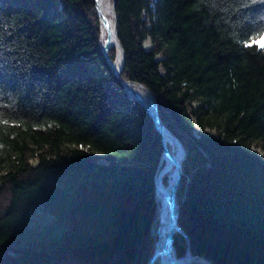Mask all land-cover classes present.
Masks as SVG:
<instances>
[{
    "label": "trees",
    "instance_id": "16d2710c",
    "mask_svg": "<svg viewBox=\"0 0 264 264\" xmlns=\"http://www.w3.org/2000/svg\"><path fill=\"white\" fill-rule=\"evenodd\" d=\"M112 1L120 76L185 149L176 255L264 264V0ZM162 152L95 0H0V264H147Z\"/></svg>",
    "mask_w": 264,
    "mask_h": 264
},
{
    "label": "bare ground",
    "instance_id": "6f19581e",
    "mask_svg": "<svg viewBox=\"0 0 264 264\" xmlns=\"http://www.w3.org/2000/svg\"><path fill=\"white\" fill-rule=\"evenodd\" d=\"M96 5L99 15H102L107 19V22H104L103 20L100 22L101 41L102 43H107L109 48L115 46L116 55L112 61L113 66L116 70H118L121 65L122 54L116 39L111 0H96ZM125 86L127 91L139 99L146 107L151 110L154 109L152 98L145 88L134 82H126ZM162 134L168 147L169 154L163 156L161 166L157 170L154 177L156 197L158 200L156 217L157 224L154 227L157 239L153 254L150 257L151 259L149 258V264L168 263L172 258L177 256L175 255L176 252L173 247V236L174 233L178 231L176 230V226L178 224L176 216L177 203L176 195L174 197L171 196V190L177 179L178 164H181L183 159V149L177 139L167 128L163 129ZM166 244L167 250L164 248ZM184 256V259L188 262L202 258L200 256H191L186 254Z\"/></svg>",
    "mask_w": 264,
    "mask_h": 264
},
{
    "label": "water",
    "instance_id": "95a60500",
    "mask_svg": "<svg viewBox=\"0 0 264 264\" xmlns=\"http://www.w3.org/2000/svg\"><path fill=\"white\" fill-rule=\"evenodd\" d=\"M96 9H97V5H96ZM97 14H98L100 20H103L104 22H107V21H106L107 19H106L104 16L99 15L98 11H97ZM113 15H114V18H115L114 10H113ZM114 28H115V34H116L117 43H118V45H119V47H120L121 54H122L121 65H120V67H119L118 70L115 69V67L113 66V61L111 60L110 56L108 55V48H109V45H107V43H104V44L102 45V50H103V53H104V55L106 56V58H107L109 64L111 65L112 69L114 70L115 74L118 76V78H119L120 81L122 82V84H123L125 90L127 91V88H126V86H125V83H126V82H131V81L124 80V79L120 76V73H121L122 68H123V65H124V52H123L122 46H121V44H120V42H119V40H118V38H117V33H116L117 24H116V20H114ZM133 82L136 83L137 85H139V86L145 88V90L149 93V95H150L151 98H152L153 105H154V109H153V110H151L150 108L146 107V106H145V105H144L139 99H137L135 96H133L132 94H130V93L127 91V94H128L132 99L137 100L139 103H141V104L143 105V107L148 111V113L153 117V120H154V123H155L157 129H158V131H159V132L161 133V135H162L163 154H162V157H161V158H163L164 155L169 154L168 147H167V145H166V143H165V140H164V138H163V134H162L163 129H165L166 127H165L164 123L162 122V120H161V118H160V116H159L158 109H157V105H156V103H155V99H154V95H153V93L151 92V90H150L147 86H145L144 84H142V83H140V82H137V81H133ZM168 130H169V129H168ZM169 131H170V130H169ZM170 132H171V131H170ZM171 133H172V132H171ZM172 134H173V133H172ZM173 136H174V137L177 139V141L180 143V145H181V147H182V149H183V156H184V154H185L184 147L182 146L180 140H179L175 135H173ZM161 162H162V159H161ZM180 174H181V164H178V167H177V179H176V182H175V184L173 185V188H172V190H171V196H172V197L175 196V191H176V188H177V185H178V181H179ZM174 199H175V198H174ZM175 205H176V203H175ZM176 207H177V208H176V216H178V206H176ZM176 230H180V231H181V228L179 227L178 224H177V226H176ZM166 246H167V244L165 245L164 248L167 250V247H166ZM175 255H176V254H175ZM186 255H191V256H193L189 251H187ZM184 258H185L184 255H183V256H175V258H172L168 263H161V264H196V263H194V262H201V263H205V264H213V263H211L209 260H207V259H205V258H203V257L200 258V259H198V260H194V261H190V262L186 261ZM150 259H151V258H150ZM150 259H149V261H148L147 264H149ZM34 264H43V263H34Z\"/></svg>",
    "mask_w": 264,
    "mask_h": 264
},
{
    "label": "rangeland",
    "instance_id": "374dc122",
    "mask_svg": "<svg viewBox=\"0 0 264 264\" xmlns=\"http://www.w3.org/2000/svg\"><path fill=\"white\" fill-rule=\"evenodd\" d=\"M111 5H112V11L114 10V3H113V1L111 0ZM95 8H96V0H95ZM96 13H97V9H96ZM114 13H115V10H114ZM97 16H98V14H97ZM98 18H99V16H98ZM113 18H114V15H113ZM114 20H116V16H115V18H114ZM99 21L101 22V20H100V18H99ZM117 30V29H116ZM259 41H260V38L257 40V43L259 44ZM102 42V41H101ZM104 43H102V45H103ZM145 45L146 46H149L150 45V41L149 40H147L146 42H145ZM114 47V49H115V55H116V48H115V46H113ZM112 60V59H111ZM131 82H133V81H131ZM127 92V91H126ZM154 99H155V97H154ZM137 101V100H136ZM155 103H156V101H155ZM141 104V103H140ZM142 105V104H141ZM143 106V105H142ZM166 127V126H165ZM167 128V127H166ZM168 129V128H167ZM162 136V135H161ZM163 143V142H162ZM182 144V143H181ZM171 146V145H170ZM183 146V145H182ZM184 151H185V149H184ZM162 154H163V152H162ZM185 155V154H184ZM161 157H162V155H161ZM184 157V156H183ZM161 159L162 158H160V161H159V165H158V168H157V170L160 168V166H161ZM36 161L37 160H33V163H36ZM155 196H156V188H155ZM156 199H157V197H156ZM157 202H158V200H157Z\"/></svg>",
    "mask_w": 264,
    "mask_h": 264
},
{
    "label": "snow or ice",
    "instance_id": "6c2138e0",
    "mask_svg": "<svg viewBox=\"0 0 264 264\" xmlns=\"http://www.w3.org/2000/svg\"><path fill=\"white\" fill-rule=\"evenodd\" d=\"M249 46H251V45H249ZM259 46L264 48V35H262L261 38H260Z\"/></svg>",
    "mask_w": 264,
    "mask_h": 264
}]
</instances>
